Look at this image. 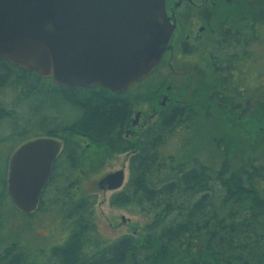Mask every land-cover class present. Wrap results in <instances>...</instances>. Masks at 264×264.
Listing matches in <instances>:
<instances>
[{
  "label": "trees",
  "instance_id": "1",
  "mask_svg": "<svg viewBox=\"0 0 264 264\" xmlns=\"http://www.w3.org/2000/svg\"><path fill=\"white\" fill-rule=\"evenodd\" d=\"M36 93L40 123L49 128L40 131L39 122L25 120L18 139L8 123L26 116L21 105ZM122 101L102 87H57L0 60V264H264V142L253 137L247 153L245 129L236 124L220 125L217 148L210 140L201 142L191 135L182 144L185 151L173 156L161 149L163 129L142 135L128 180L111 196L110 204L133 205L150 220L137 236L126 234L108 244H93L94 202L85 197L71 201L68 188L77 185L75 173L87 151L74 137L118 153L120 129L128 115V105ZM173 115L164 116L162 125ZM40 135L61 139L63 146L37 209L24 215L6 192L12 151L7 152L5 144L16 147ZM58 177L60 190L47 204L43 198ZM44 205L56 210L53 219L69 230L60 244H42L33 232L28 238L15 221L16 215L34 217Z\"/></svg>",
  "mask_w": 264,
  "mask_h": 264
},
{
  "label": "water",
  "instance_id": "2",
  "mask_svg": "<svg viewBox=\"0 0 264 264\" xmlns=\"http://www.w3.org/2000/svg\"><path fill=\"white\" fill-rule=\"evenodd\" d=\"M173 30L164 0H0V60L57 87L121 93L152 73ZM61 147L40 135L9 155L6 192L19 212L37 209ZM123 183L120 169L97 186Z\"/></svg>",
  "mask_w": 264,
  "mask_h": 264
},
{
  "label": "flooded vegetation",
  "instance_id": "3",
  "mask_svg": "<svg viewBox=\"0 0 264 264\" xmlns=\"http://www.w3.org/2000/svg\"><path fill=\"white\" fill-rule=\"evenodd\" d=\"M164 1L174 30L156 68L121 93L105 88L128 105L114 153L127 154L128 174L141 136L156 130L163 129L161 149L171 156L185 151L191 135L217 148L222 124L243 125L247 148L253 137L264 142V120L257 118L264 110V9L251 13L253 0Z\"/></svg>",
  "mask_w": 264,
  "mask_h": 264
},
{
  "label": "rangeland",
  "instance_id": "4",
  "mask_svg": "<svg viewBox=\"0 0 264 264\" xmlns=\"http://www.w3.org/2000/svg\"><path fill=\"white\" fill-rule=\"evenodd\" d=\"M263 7L264 0H253L252 4H249L248 9L253 13V10H262L264 9ZM51 95H53V93L49 94L48 97H51ZM37 96L40 97L39 93H36L32 99L22 103L21 111L23 115H26L25 117H18L16 120L9 121L8 125L13 132V136L18 135L25 120H28L31 124L39 122V125L42 127L39 129L40 131L49 128L48 125L40 123L41 120H39V114L36 112L37 104L35 100H33L37 98ZM8 100L10 102L12 100L10 95L8 96ZM257 118L264 120V110L260 112V117L258 116ZM239 127L244 128L243 125H239ZM19 138H21V136H19L18 139ZM77 140L79 142L83 141L80 139ZM173 142H175V140H173ZM82 146L86 147L87 151L84 152L79 170L75 173L77 185H70L68 188L71 189V201L85 197L94 202L91 208L94 229L90 234L93 244L98 243L97 241H100V244H108L122 235L134 234L137 236V234L142 233L144 224L150 220L149 216L140 213L138 208L133 205L117 207L110 204L111 196L116 192H119L128 179L127 154L117 155L109 153L103 148H98L97 146L89 144L87 141H83ZM5 147L7 152H11L15 146L5 144ZM3 149L4 147H2V150ZM249 150L251 151V148H245L246 152ZM234 156H236L235 153L231 155V158ZM213 157V163L216 164L217 156L214 155ZM234 164L235 163L233 162L232 165L234 166ZM122 165L126 166V169L124 170L125 182L120 189L111 191L98 188L97 183L101 178L108 173L120 170ZM59 182L60 177H58L56 185H51V189L45 194L43 198L45 203L47 202L48 204L50 202L49 199L58 194L60 188L56 189V187ZM45 206L46 205L42 207L41 211L35 213L34 217L26 218L24 216L26 214L22 216L16 215L15 221H18L19 224L25 228L21 227L22 232L26 234L28 238L30 237L31 232H33V235L36 239L41 240L40 242H42V244L46 243L49 246L60 244L66 239L69 230L61 229L59 227L60 223L58 218L53 219V214L56 210H47L44 208ZM64 223L68 226V221H64Z\"/></svg>",
  "mask_w": 264,
  "mask_h": 264
}]
</instances>
